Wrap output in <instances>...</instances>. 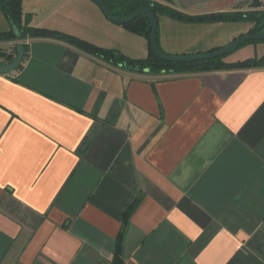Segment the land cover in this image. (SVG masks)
Returning <instances> with one entry per match:
<instances>
[{
  "label": "crops",
  "instance_id": "1",
  "mask_svg": "<svg viewBox=\"0 0 264 264\" xmlns=\"http://www.w3.org/2000/svg\"><path fill=\"white\" fill-rule=\"evenodd\" d=\"M21 1L27 25L149 53L93 0ZM156 1L190 15L264 8ZM157 19L171 54L217 50L253 26ZM21 43L22 63L0 74V264H264V66L139 73L45 36L0 39V64ZM250 43L225 60L264 54Z\"/></svg>",
  "mask_w": 264,
  "mask_h": 264
},
{
  "label": "trees",
  "instance_id": "2",
  "mask_svg": "<svg viewBox=\"0 0 264 264\" xmlns=\"http://www.w3.org/2000/svg\"><path fill=\"white\" fill-rule=\"evenodd\" d=\"M112 11L113 14L119 17L126 16L133 12L136 8L145 6L149 7L157 16L159 14H166L174 18L183 19L190 22L202 21H237V20H250L253 26L250 28L249 33H264V8H259L254 11H232V12H213L200 15H190L177 10L176 8L160 3L156 0H104ZM253 5L263 7L262 0H254ZM0 9L10 23L8 30L0 31V39L12 40L22 39L27 36L32 37H58L66 39L76 45L77 47L113 64L121 66L125 69L150 74H167V73H188V72H203L214 70H226L236 68H250L264 66V54L260 57H248L243 60L234 62L226 61L225 55L202 59L192 62H169L165 61L152 51L150 46L151 37V22L147 14H140L132 21L123 24L131 31L140 34L148 39L149 53L145 57L133 58L124 54L118 48H107L95 44L92 41L65 34L63 32L49 29L46 27L32 26L23 23V8L21 0H4L0 2ZM259 41V40H254ZM264 41V40H261ZM247 43V42H246ZM245 44V43H243ZM241 44V45H243ZM240 45V46H241ZM25 55L28 54V45L24 44ZM15 58V54L7 56L9 61ZM134 202L131 203L125 213V221L128 219L130 212L134 207ZM123 232L119 233L117 238L116 256L120 249L121 239Z\"/></svg>",
  "mask_w": 264,
  "mask_h": 264
},
{
  "label": "water",
  "instance_id": "3",
  "mask_svg": "<svg viewBox=\"0 0 264 264\" xmlns=\"http://www.w3.org/2000/svg\"><path fill=\"white\" fill-rule=\"evenodd\" d=\"M4 0H0L2 2ZM96 2L100 8L102 9L105 16L117 23V24H126L130 21H132L134 18H136L140 14H147L150 22H151V37H150V46L152 51L155 53L156 56L159 58L169 61V62H192L202 59H209L214 58L222 55H226L232 51H234L237 47H239L241 44L253 41V40H264V33H245L242 34L235 39H233L231 42H229L227 45L213 51L204 52V53H197V54H171L162 51L159 48L158 45V19L156 14L149 8L145 6H141L136 8L133 12L130 14L119 17L112 13V11L107 6L106 2L104 0H93ZM25 55V47L24 44H18L17 46V53L15 55V58L8 62L0 64V74H6L13 72L16 70L19 65L22 63Z\"/></svg>",
  "mask_w": 264,
  "mask_h": 264
},
{
  "label": "rangeland",
  "instance_id": "4",
  "mask_svg": "<svg viewBox=\"0 0 264 264\" xmlns=\"http://www.w3.org/2000/svg\"><path fill=\"white\" fill-rule=\"evenodd\" d=\"M0 10H1V9H0ZM5 23H7V19H6L5 15L2 13V11H0V24L3 25V24H5ZM250 42H258V44H263V43H264V41L259 40V41H249V42H247V43H245V44H246V45H247V44H253V43H250ZM242 46H245V45L243 44V45H241V47H239V48H242ZM259 46H261V45H259ZM237 50H238V48H237L236 50H234V51H232V52L226 54L225 57H226L227 59H236V58L238 59V58H241V57H245V55H246L245 50H246V49H239V50H242V51H241L242 53H237ZM247 50H248V49H247ZM251 50H252V49H251ZM239 52H240V51H239Z\"/></svg>",
  "mask_w": 264,
  "mask_h": 264
},
{
  "label": "built area",
  "instance_id": "5",
  "mask_svg": "<svg viewBox=\"0 0 264 264\" xmlns=\"http://www.w3.org/2000/svg\"><path fill=\"white\" fill-rule=\"evenodd\" d=\"M262 1H264V0H262Z\"/></svg>",
  "mask_w": 264,
  "mask_h": 264
}]
</instances>
